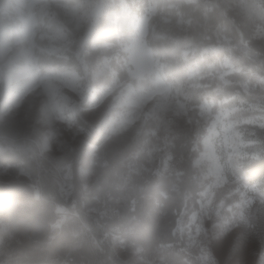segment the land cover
Returning a JSON list of instances; mask_svg holds the SVG:
<instances>
[{"label":"clouds","instance_id":"1","mask_svg":"<svg viewBox=\"0 0 264 264\" xmlns=\"http://www.w3.org/2000/svg\"><path fill=\"white\" fill-rule=\"evenodd\" d=\"M21 7L0 0V264H264V87L239 127L194 71L214 27L264 33V0L183 27L154 0Z\"/></svg>","mask_w":264,"mask_h":264},{"label":"rangeland","instance_id":"2","mask_svg":"<svg viewBox=\"0 0 264 264\" xmlns=\"http://www.w3.org/2000/svg\"><path fill=\"white\" fill-rule=\"evenodd\" d=\"M191 0L190 2H196ZM209 5L227 4V3H244L246 0H205ZM14 4L21 5L20 14L22 18H27L31 5H38L46 2V0H10ZM124 3H143L144 0H122ZM196 3L191 6H196ZM170 11L179 17L185 15L187 20L180 25L189 26V8L174 6ZM2 17V14H0ZM178 20H172L169 15H166L163 22L168 24H177ZM193 24V23H191ZM231 26V27H229ZM5 30V25L0 18V34ZM216 28L208 34L207 41L196 49L197 53L203 57L211 53L214 57H218L204 64L206 71H201L199 66L194 67L196 80L201 86H205L202 82L211 83L210 91L217 97L230 104L237 109L242 116L239 122V127L253 129L259 126L261 115L259 105L256 101L246 102L245 106L237 107L233 101L234 97H241L242 94L252 96L249 92L253 89L264 87V70L261 64L264 62V33L260 31L250 32L237 23H229L227 29ZM2 45V38H0ZM192 51V45H190ZM226 51L224 54L223 52ZM219 52L221 55L219 54ZM247 67V69H245ZM245 69V70H244ZM197 145L188 144V151L195 153ZM201 161L195 157L189 159V164L193 167L199 165ZM161 166L164 161H160Z\"/></svg>","mask_w":264,"mask_h":264},{"label":"trees","instance_id":"3","mask_svg":"<svg viewBox=\"0 0 264 264\" xmlns=\"http://www.w3.org/2000/svg\"><path fill=\"white\" fill-rule=\"evenodd\" d=\"M190 1L191 0H154L155 3H160V4L167 5L170 10L174 6L183 7L185 9L189 8V16H190L189 18L190 19H189V21L187 23L189 26L192 25L191 23L194 22V14L192 12L193 6H191V4H193V3H196L197 5L209 4V2H207L205 0H197L196 2H190ZM166 15H169L172 20H178L177 24L179 26L182 25V23H184L187 20V16L186 15H185L186 18H184L183 16L179 17L178 15L174 14L172 11H169V13L162 14V15L159 16L160 24L166 25V23L163 22V19H164V17ZM149 24H151V20H149ZM174 25H176V24H174ZM229 27H231V26H229ZM218 31H219V29H216L215 32H218ZM190 49H191L190 45H188V46H186L184 48V53H185L186 56H189V55L192 54V51H190ZM223 53L225 54L226 51H224ZM197 54L199 55V52ZM219 54H220V56L224 55V54H221L220 52H219ZM202 57H203V55H202ZM216 57H218L217 54H216ZM216 57H214L211 53H209V54H206V56L203 57V58H205L207 60V62H208V61L213 60ZM245 69H247V67ZM233 101L236 103L235 105L237 107H241V105L245 106L246 102H250L251 103L253 101H256V103H258V99H254L253 96H247L245 94H242L241 97H238V98L234 97Z\"/></svg>","mask_w":264,"mask_h":264}]
</instances>
